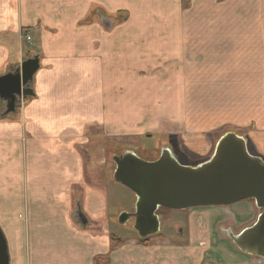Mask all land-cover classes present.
<instances>
[{
    "label": "crops",
    "instance_id": "1",
    "mask_svg": "<svg viewBox=\"0 0 264 264\" xmlns=\"http://www.w3.org/2000/svg\"><path fill=\"white\" fill-rule=\"evenodd\" d=\"M260 1L256 23L249 22L244 2L240 25H201L185 22L182 0H0V75L29 56L39 57L30 84L34 94L0 118V228L9 264H202L208 237L200 236L196 213L211 220L216 207L192 209L182 242H119V208L108 206L113 174L106 172L104 143L149 136L154 111L183 119L190 94L186 71L193 95L199 94L202 74L218 71L242 81L234 95L255 99V130L248 141L264 159ZM104 17L112 23L106 25ZM170 123L183 121L165 124Z\"/></svg>",
    "mask_w": 264,
    "mask_h": 264
},
{
    "label": "rangeland",
    "instance_id": "2",
    "mask_svg": "<svg viewBox=\"0 0 264 264\" xmlns=\"http://www.w3.org/2000/svg\"><path fill=\"white\" fill-rule=\"evenodd\" d=\"M244 2L245 0H182L186 9L185 22L191 24L199 23L201 25L218 23L240 25L243 23L242 9ZM260 2H262V0ZM257 5V0H248L245 2V13L246 10H248L250 23H256ZM246 22L245 16V23ZM232 54L239 56L240 51ZM189 57L191 56L189 55ZM189 57L188 55L186 57V66L190 65L188 60L192 61V58L189 59ZM209 58L214 57L209 56ZM208 65L211 66L215 64ZM233 66L234 65H231L230 68H233ZM193 72L194 69L192 73ZM202 75L199 81V94L193 95V81H191L189 73L186 71V87L189 85L186 92L190 94H186L185 96V117L183 119H180L176 113L172 111L160 113L154 111L152 120L149 124V136L143 134L138 136L135 141L132 140L133 137L129 138V141L127 140L119 143L105 140L104 149L107 151L105 154V166L107 173L112 175L115 169V163L112 159L113 155H120L127 150H131L142 159L154 160L159 156L163 147L171 148L172 153L180 163L195 166L211 157L218 139L229 131L244 137L247 142L248 151L253 155L259 156L256 154L255 147L248 141V135L255 130L254 122H256L257 107L255 104H252L255 102V99L247 94L234 95V92L238 90V85L241 84L242 81H235L234 79H229V77L224 78V75L220 74L218 76V71H207L203 77ZM244 87L246 88L247 86L244 84ZM233 96L235 97L233 98ZM155 105L156 103L153 104L152 109L155 108ZM171 121H183V123L181 125L171 123L169 125L165 124ZM120 139L122 140L125 138ZM99 153L101 152L99 151ZM259 157L262 158V156ZM99 158H101V155H99ZM109 181L110 178L108 182ZM109 184L110 185L107 187V199L110 211L119 208L117 209L118 215L122 209L127 212L134 210L135 197L133 193L127 187L115 183L113 181V176L112 182ZM247 204L249 205L246 206ZM209 207H216L215 209L219 210L216 211V214L214 213L215 215L210 217L211 220L208 219V215H205L204 218L207 220L205 225L200 222L205 221L202 219L203 214L196 213L198 219H201L197 226L198 231L201 232L200 236L208 237L206 241L203 238L200 239L201 245L204 244V241L208 244L203 253L204 259L202 264L206 262L223 264V259L220 261V257H225L230 264H233L232 260H236L234 264H249L248 261L250 257H254L253 259H255V261L261 260L263 263H259L264 264L263 258L251 255L247 256L246 253L240 251L232 239L226 237L222 231V228H227L229 224H232V226L235 227L234 229L238 231L242 227L250 225L255 221L261 209L256 206L254 200H243V202L239 201L234 203V205ZM192 209L195 208L183 210L160 209L158 212L160 213L159 220L161 230L159 233L152 234L147 238H150L151 241L158 242V244L165 243L161 241H164L166 238L179 240L180 242L186 240L188 231L185 225H188L186 222L189 219L190 212L193 211ZM201 209H208V206L198 207L194 211H199ZM221 209L223 210L221 211ZM234 215L239 218V223L241 224H237L236 221H233ZM78 221L82 226L86 225L82 217H78ZM133 223V218L129 219L126 223H115L114 227L118 229L116 230L121 237L119 242L122 243V240H134L140 244L148 242V240H146L145 243L143 242V238L140 237L133 228ZM236 231H234V234ZM180 237H183V239L180 240ZM126 242L121 244V246L127 245L125 244ZM245 257H247V261H245ZM137 259L139 261L140 257L137 256ZM255 261H253V264H257Z\"/></svg>",
    "mask_w": 264,
    "mask_h": 264
},
{
    "label": "water",
    "instance_id": "3",
    "mask_svg": "<svg viewBox=\"0 0 264 264\" xmlns=\"http://www.w3.org/2000/svg\"><path fill=\"white\" fill-rule=\"evenodd\" d=\"M104 18L106 25L112 23ZM38 68L39 57L32 55L14 70L0 75L4 115L15 112L24 99L34 94L30 84ZM112 159L114 180L135 196L134 211H121L117 220L126 223L133 217V228L140 237L159 232L160 209L226 206L251 199L261 211L251 225L231 239L240 251L264 258V161L248 151L244 137L232 131L224 133L211 157L195 166L180 163L169 147H163L154 160L142 159L131 150L113 155ZM77 216L85 224L88 222L81 211L77 210ZM0 264H9L1 228Z\"/></svg>",
    "mask_w": 264,
    "mask_h": 264
},
{
    "label": "flooded vegetation",
    "instance_id": "4",
    "mask_svg": "<svg viewBox=\"0 0 264 264\" xmlns=\"http://www.w3.org/2000/svg\"><path fill=\"white\" fill-rule=\"evenodd\" d=\"M1 101V100H0ZM4 107H5V105H4ZM4 111H5V108H4ZM9 115V114H8ZM7 115V116H8ZM242 202H243V200H242ZM232 205V204H231ZM234 205V204H233ZM134 210H132L131 212H133ZM159 211V210H158ZM157 211V213H158V217L160 216V213ZM260 213V212H259ZM258 213V214H259ZM258 214H257V216H258ZM234 217V219H233V221H236V223L237 224H241V223H239V220H237V218L238 217H236L235 215L233 216ZM133 218V217H132ZM257 218V217H256ZM131 219V218H130ZM256 220V219H255ZM134 221V220H133ZM254 222V221H253ZM252 222V223H253ZM235 223V222H234ZM251 223V224H252ZM250 224V225H251ZM247 226H249V225H247ZM247 226H244V227H242L241 229H239L238 231H236V229H234L235 227H233L232 226V224H229L228 225V227L227 228H222L223 230V233L225 234V236L226 237H228V238H232V236L234 235V231H236V233L235 234H238L239 232H241L245 227H247ZM160 230H161V228H160ZM160 230H159V232H160ZM181 230V229H180ZM158 232V233H159ZM150 236V235H149ZM149 236H147V237H149ZM148 240V239H147ZM264 259V258H263ZM208 262H206V263H204V264H207ZM210 263H212V262H210ZM212 264H214V263H212Z\"/></svg>",
    "mask_w": 264,
    "mask_h": 264
},
{
    "label": "trees",
    "instance_id": "5",
    "mask_svg": "<svg viewBox=\"0 0 264 264\" xmlns=\"http://www.w3.org/2000/svg\"><path fill=\"white\" fill-rule=\"evenodd\" d=\"M118 18V20H122L123 19V17H117ZM3 106H2V103H0V117L1 118H4V117H6L7 115H4V108H2ZM148 238L147 237H145V238H143V242L145 243V241L147 240Z\"/></svg>",
    "mask_w": 264,
    "mask_h": 264
},
{
    "label": "built area",
    "instance_id": "6",
    "mask_svg": "<svg viewBox=\"0 0 264 264\" xmlns=\"http://www.w3.org/2000/svg\"><path fill=\"white\" fill-rule=\"evenodd\" d=\"M26 39H30V36H27V35H26Z\"/></svg>",
    "mask_w": 264,
    "mask_h": 264
}]
</instances>
